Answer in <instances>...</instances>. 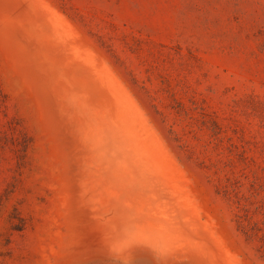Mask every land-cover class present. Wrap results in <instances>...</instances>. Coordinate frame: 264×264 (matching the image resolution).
<instances>
[{"label":"rangeland","instance_id":"rangeland-1","mask_svg":"<svg viewBox=\"0 0 264 264\" xmlns=\"http://www.w3.org/2000/svg\"><path fill=\"white\" fill-rule=\"evenodd\" d=\"M0 264H264V0H0Z\"/></svg>","mask_w":264,"mask_h":264}]
</instances>
